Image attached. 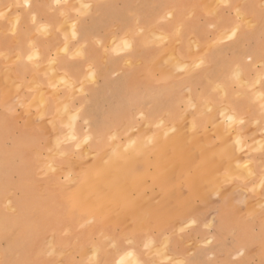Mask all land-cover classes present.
I'll return each mask as SVG.
<instances>
[{"label":"crops","instance_id":"obj_1","mask_svg":"<svg viewBox=\"0 0 264 264\" xmlns=\"http://www.w3.org/2000/svg\"><path fill=\"white\" fill-rule=\"evenodd\" d=\"M16 1L18 0H0V11ZM62 1L58 6L56 0H29L33 5L31 9H26L21 4V7L8 12L7 20H0L1 70L10 66L13 72L10 73L11 76L22 83L21 90L27 98L32 99L38 95L44 98L48 102L45 109L50 114L58 110L60 98L68 99L69 107L73 110L83 105L90 117L89 123L84 125L83 121H76L75 131L79 138L91 136L90 145L95 151H101L110 145L112 139L108 137L115 130L124 141L126 131L131 127L137 126L139 135H145L150 128L160 129L163 119L170 125H191L195 130L203 132L193 138L195 141H226L230 123L221 119L220 111L227 107L236 121L240 118L244 120L242 125L233 121L230 126L232 134L229 136L238 132L243 144L247 145L239 153L234 146L233 157H246L251 160V164L250 171L243 172L238 167L227 166L225 159L224 162L220 159L222 163L219 162L221 164H217L216 168L215 165L210 166L220 175L210 167L207 168V172L210 169L208 173L218 175L217 181L221 180V185L218 183L221 187H217L219 194L204 197L202 203L197 201L196 204L203 206L201 214L195 215L197 224L184 231L171 228L167 233L172 238L168 254L166 253L168 257L151 253V247L144 250L149 235L143 229L131 225L135 228L132 231V227L126 225V219H116L111 213H93V209L89 208L82 210L79 216L65 219L72 230L64 235L62 227L59 228L61 248L85 254L93 246H97L98 260L111 264L120 259L123 253L120 249L125 247L123 237L127 236L134 242L127 245L128 249L134 250L147 264H176L181 260L192 261L193 264H264V185L261 184L264 179V114L261 107L264 104V0ZM82 2L93 5L91 16L80 18L86 21L84 26L77 25L80 43L87 41V58L73 60L71 56L79 45L76 40L73 41L70 27L62 26V23L65 18L70 22L77 20V12L84 11ZM33 13L40 23L50 25L49 33L36 31L37 25L31 23ZM168 13L172 16L167 17ZM17 15L21 21L19 30L13 36L9 29ZM236 24L241 26L237 37L219 43ZM159 32L167 35L168 39L159 38ZM65 36L68 37L67 40L64 39ZM129 39L132 42L130 54L120 55L113 51L118 46L122 47L123 40ZM65 45L69 49L67 54L61 52ZM170 45L175 49L174 53L184 63L187 62L181 67L171 66V73L169 70H161L165 67L160 64L158 69L153 65L154 60H161ZM32 46L38 50L40 58L28 62L26 55L32 51ZM53 58L56 59L54 67L64 72L59 74L66 77L67 83L61 81L53 85L57 81L55 73L54 76L48 73V63ZM200 60L204 63L197 69L195 65ZM153 61L152 69L150 66ZM90 66L96 71L95 83H89L86 79ZM69 68L71 71H68ZM159 69L168 75L161 73ZM236 72H241L239 81L233 79ZM81 82L83 92L80 91ZM217 85H220V89H217ZM225 92L227 98L224 97ZM36 108L34 109L37 110ZM215 127L218 128V133L210 132ZM75 143L77 139L72 145L66 144L64 149L73 154ZM188 170L192 172V169ZM227 174H232L233 178H227ZM217 181H212V184L218 185ZM205 184L204 190L212 189L211 184ZM176 188L175 184H171L168 189ZM155 200L157 206L162 204L157 196ZM173 200L174 198L169 199L171 204ZM188 200L187 204H194L192 198ZM107 204L131 205L133 199L127 197L108 200ZM251 205L253 206L250 207ZM158 220L159 217H155V221ZM123 229H126V236L121 233ZM160 233H164V230L157 228L156 231L149 232L155 240L154 247L160 245ZM169 256L172 260L168 259ZM67 262L96 264L88 256L79 258L78 254L74 259L70 254Z\"/></svg>","mask_w":264,"mask_h":264},{"label":"rangeland","instance_id":"obj_2","mask_svg":"<svg viewBox=\"0 0 264 264\" xmlns=\"http://www.w3.org/2000/svg\"><path fill=\"white\" fill-rule=\"evenodd\" d=\"M63 1H67V0H63ZM68 1H72V0H68ZM79 1L81 2V0ZM23 3H24V0H18L16 1V3L10 4L6 8H4L5 9L4 11L9 12L7 10L9 9L11 5H12L11 10H12L16 7L17 4L21 5ZM84 4L85 3L82 2V5ZM170 14L171 13H168L167 17L170 16ZM63 22L64 23H62V26H64L65 24V26L68 25L71 29V24L73 22L68 21L66 18L64 19ZM159 34L161 35L157 34L158 37L160 38L163 37L162 39H164L165 37V39L166 38L168 39L167 35L163 33H159ZM114 38L116 37L114 36L113 39ZM171 49L172 48H168L166 50L164 54L165 56L163 55L161 57L160 62L166 61L168 65L165 64L166 62L162 63V65L164 66L165 64L166 67H168L170 64H172L173 67H181L180 66L181 62L184 64L183 59H181V57L176 55L173 51L171 52ZM169 57L170 58L173 57L172 59L173 62L170 61ZM179 58L182 60L180 62V65L179 64L175 65V63L177 62L176 60L180 61ZM174 60L176 62H174ZM159 64L161 65V63ZM52 65L54 64L48 63V71L53 69ZM54 69L56 68L54 67ZM6 70L9 72V74L7 73ZM53 70H52V74L55 73V77L56 75H60L59 73H64L61 71H56L57 69L54 71ZM10 73H13V72L11 71V68L9 65L5 66L2 70L0 67V83L1 82L4 83L0 85V264H69L67 262V259L70 256V254L73 259L75 258V255L78 254L79 258H81V256L83 258L85 256H88L91 261H97L99 259V253H98L97 246H93L85 254H79V253L76 254L75 252L72 251L73 249L71 250V249L61 248L59 244V228L62 227L61 229L64 235L71 233V230H72L71 226L69 225V222H67L65 219L68 218L69 216L72 217L74 215L73 217H75V216L80 215L82 210L84 209H88V208L93 209V213H111L114 215V218H117L118 214H124L120 212H122V210H124L125 208L126 210L128 209L129 205H108L107 201L110 199L120 200V199H125L127 197H132L134 208L132 207L133 205H130L129 206V208L131 209L130 211L132 214L137 212L139 215L135 217V220L133 219L134 221L129 220L128 223L131 225H134V222H135V225L143 230L145 229V226H143L145 224L147 228V230L145 229V232H147L149 235L148 236V242H149V240L152 239L149 232H154L156 231L157 228L159 230H164V233L167 234L173 227L177 228L178 230H181L182 228L183 229L187 228L186 225L191 224L192 226V225L197 224L198 222L195 219V215L201 214L202 209H203V206L201 204H196L197 201L199 203H202V199L204 197L212 196V195L215 196V194L216 196L218 195V192L216 193V190L214 191L206 190L209 193L204 190L206 192V195L202 197L200 193L198 194L197 192L193 191V185L191 183L184 182V179H182V177H184L183 175L182 176L179 175L181 174L179 169H182V168L186 169L188 167L187 163L190 164L188 160H190L192 164L194 162V164L199 166L198 162L201 161L200 159L201 157H197V156L198 154L199 156L202 155V153H200L202 152L201 149L200 150L197 149L198 154L195 151H191V154L193 153L195 154V158L193 157L194 154L192 155V158H191L193 159V162L191 159H189L190 158L189 156H191V154L188 155L189 153L188 154L184 153L185 159L181 157V162H180V157L178 156V153H175L177 156L175 154L174 156L175 158L176 157H179V158H176V159L173 158L172 160H170V158L168 157V153L169 152L171 153V151L169 152L168 150L165 151L166 149L162 152L163 154L162 156L163 165L162 166L159 164L161 161V158L157 157L153 152H145V153L138 152L136 157H131V159H134L133 160L135 162L134 166L133 165L125 166L122 164H118V162L117 164L105 162L108 160V158L103 157L101 155V152L104 149L101 151L93 150L90 145L91 139L86 144L81 143L83 138L78 137L75 131V125H74V129L72 127H69V125L72 123V121L70 120L71 115L73 114L75 110L69 107L68 99L67 100L59 99L58 110L56 111V113L50 114L45 109V105H46L45 99L42 98L41 96L39 97V95L32 99L27 98V96L24 95V93L21 90L22 89L21 82H19L16 77L11 76ZM48 73H51V71H49ZM61 76H59L58 78H60ZM58 78H57V81L53 84L54 86L56 83L61 82V80H59ZM16 83L18 84L20 83V86ZM10 84L12 86H10ZM15 90L16 91L18 90L17 91L18 94L16 93ZM70 97H72V95ZM41 102L42 104H45L43 105V108L45 110H43V108L41 107L42 105ZM61 103L67 105V109H68L67 111L64 110L65 106H63V104ZM34 107L35 108L37 107L36 108L37 110H35ZM70 109L71 111L69 112ZM223 109L225 112L228 109L227 107H223L220 111V116L222 115L221 119L224 122L229 121L230 123L226 131V133H228L229 130L231 132L232 127L230 126L233 123V121H230L228 119L227 115L230 113L229 110L228 112L224 113ZM230 114L233 115V113H230ZM147 123H150V122L148 121ZM160 123H161V127L160 129H158V131L163 130L164 133L165 131H167L168 133L170 132L175 133V131L183 130L181 134H178V136H176V138L174 137L175 140L173 142L174 149L175 148H176L175 150L181 149L182 152L183 151L185 152L186 148L188 149L190 148V146L188 147L190 142H192L193 144L196 143V141L193 140V138L203 133L199 130H196L197 132L196 131L194 132L195 128L191 125L187 127L174 126V125L168 124L166 121H164V119ZM147 128L149 127L147 126ZM186 128L188 131L186 130ZM71 129H72V132H71ZM214 129H212L211 131H213V133H218L217 131L218 128L215 127ZM137 130H139L137 126L131 127L130 129H128L126 131V136H125L124 141L120 139L119 135L117 136L118 134L117 130L113 131L112 135L115 134L116 139H118V141H120L122 145H128L129 143H131L130 141H127L128 135L138 137L139 131ZM184 130H186V134ZM152 132H153V128H150L147 131V134L143 136L141 135V136L143 137V139H145L147 135ZM71 133L74 134L77 138V143H75V146H74L75 151H73V154H69L64 149L65 148L64 146H66V144H71L74 141L72 139H69V137H71L72 135ZM235 133H234L235 135L233 134L235 138H233V135H232L231 140H233L234 142L233 141L230 142L231 143L230 146L232 147L230 148L233 150L234 149L233 143H236V145L234 144V146L236 147V150L241 151L242 149L243 151V148L247 147V145L243 144L242 141L240 143L241 135H239L238 132H235ZM182 134H185L186 136ZM228 134H226L227 141H224V140L220 142L219 141H204L203 144L205 143L207 147L206 145L202 147L203 148L206 147V149L210 148L211 153L213 152L212 146L215 147V149L218 150L216 151V154L218 155L215 158H219V151L220 152L225 151L223 152V155L225 154V156L227 157L226 159H228V160L225 159L227 166L228 165L229 166L233 165L235 167L240 166L239 168L244 169L245 171H250L249 167L251 164V160L247 159L246 157H243V158L236 157L235 158L233 157V151L227 148L229 145L228 142L231 141ZM168 135L169 134H166L165 136H168ZM176 135H177V132H176ZM57 137H59L61 141H64L63 143L60 144L58 148L56 146ZM187 137H188V140H187ZM237 140H239V143L236 142ZM183 141H185L186 143ZM198 142L199 141H197V143ZM218 142L220 145L224 143L223 147L225 145L227 147L225 146L224 148H222L221 147L222 145H221L218 148V146H215V144H218ZM152 143L150 145H152ZM192 143H190V145ZM77 144H79L78 148L76 146ZM111 144L112 142L110 143V145ZM116 144L118 143L115 142L113 145L115 146ZM168 144H169V141H168ZM180 144L181 146H179ZM199 144L200 143H198V146L201 145ZM194 146L195 144L193 145L192 150L193 148L195 149L200 148V147H197V146L194 147ZM130 149L132 150V148ZM190 150L191 148L188 151ZM229 151H232L231 154ZM128 154L129 153H126V156ZM186 156H188V158H186ZM228 156L230 157L228 158ZM119 158L122 159V158H125V156L116 157V160L114 161H119L120 160ZM237 158L238 159L240 158L239 161L237 160L238 162L236 161ZM182 159H184L185 162ZM231 160L233 163L231 162ZM101 161H103V165ZM176 163H179V164L177 165ZM185 163L187 164L186 166H185ZM213 163H215V161ZM217 163H219L218 160H217ZM192 164H190V166ZM194 164L192 165V167L189 166V168L187 169L194 170L195 168V170H197V166L195 167ZM245 164L248 165L247 168L243 167V165ZM48 165H51V167H49ZM168 167L169 168L171 167L172 169H169ZM200 168L201 167H199L198 170H200ZM52 169H55V170L53 171ZM173 170L178 171L177 172L178 174L176 173V176L178 175L176 180H175V177L173 178V174H172V173H175L176 171L173 172ZM167 171H170L171 173ZM209 174H206L207 177ZM88 175L90 176V178ZM230 175L231 174H227V178L230 177ZM179 176L181 178H179ZM99 177H100L101 182L98 181ZM217 177H218L217 174L216 175L210 174L209 179L207 180V183L212 185V181H216ZM136 178L138 179L137 184L138 185L141 184L142 189L141 188L138 189L137 186L132 185V182H133L132 180H136ZM171 184H175L177 188L168 189V187ZM154 187H157V189L155 190ZM138 190L139 191L141 190L142 193L138 192ZM141 194H146L147 198L148 196L150 197L152 196L151 198L154 197L153 198L154 200L149 198L148 200H153V201L151 203L149 201L146 204V207H148L147 205H149V203L152 206V208L150 205H149L150 207H148L150 210L149 213L146 211L149 216L145 214L146 212L144 211L143 208L138 209L140 205H142L144 202L146 203L145 199L147 200V198L144 199L143 196L141 197ZM186 194L187 195L189 194L190 196L189 199L192 198L194 200V204L192 203L187 204L188 199H187ZM138 196L141 197L140 199L142 201L144 199V202H142L141 204H140V200H138ZM156 196L158 199H161L162 201L161 205L157 206L155 204L154 201H155ZM179 196H181L182 200H180L181 198H179ZM99 197L102 199V201ZM177 197H178V200H177ZM170 198L171 199L174 198L173 202L178 201L180 205H178L177 207L176 204H173V205L171 204L172 205L171 207V205L167 204ZM145 203L143 204V207ZM173 207L174 208L176 207L174 209V212H173V209H171ZM135 208H136V212L133 211ZM168 210H170L169 212L171 214L168 212ZM155 211H158L157 212L158 214ZM166 212H168L170 215L169 214L166 215L167 214ZM132 214H129V216H132ZM156 215L159 217V219L160 217H162L164 220L155 221V217L157 218ZM122 216L124 217V215ZM126 216H127L125 217L126 219L130 218V217L128 218V215ZM144 216L145 217L147 216L148 218L147 220L145 218L144 221H142V218H144ZM123 217L118 218V219H124ZM165 217L168 218L169 221L170 220L171 221L169 222ZM136 218H138L139 222H137L138 220L136 221ZM148 219L150 221L149 226H147V224L145 223V220L148 223ZM175 219L177 220V222ZM165 220L166 222H164ZM193 221L194 223H192ZM177 224L179 225L177 226ZM3 229L5 230L3 231ZM52 243L55 247L52 245ZM94 247L97 248V251ZM159 248H160V245L157 247H154V244H153L151 246V253H156ZM130 251L135 252L132 249ZM122 255L123 253L121 254V256ZM164 257H167V256L165 255ZM129 258H127V264H133L135 260L131 258L133 260L132 261ZM130 261L132 263H130ZM151 264H158V263L151 262Z\"/></svg>","mask_w":264,"mask_h":264},{"label":"bare ground","instance_id":"obj_3","mask_svg":"<svg viewBox=\"0 0 264 264\" xmlns=\"http://www.w3.org/2000/svg\"><path fill=\"white\" fill-rule=\"evenodd\" d=\"M43 1V0H42ZM68 1V0H67ZM79 1V0H78ZM78 1H77V3H78ZM85 1V0H84ZM63 2V1H62ZM71 2V1H70ZM208 2V1H207ZM211 2V1H210ZM218 2V1H217ZM77 3H75V5L77 4ZM2 4V3H1ZM9 4V3H8ZM71 4V3H70ZM69 4V5H70ZM88 4H90V3H88ZM193 4V3H192ZM208 4H209V2H208ZM79 5V4H78ZM80 5H81V3H80ZM210 5V4H209ZM214 5H216L215 3H214ZM12 6V5H11ZM212 8V7H211ZM214 8V7H213ZM24 9V8H23ZM208 9V8H207ZM214 10H215V8H214ZM8 11V10H7ZM73 11V10H72ZM62 14V13H61ZM68 14V13H67ZM184 15V14H183ZM170 16H172L171 14H170ZM243 17V16H242ZM77 19V18H76ZM248 19V18H247ZM247 19H245V20H247ZM21 21V20H20ZM50 21V20H49ZM111 21V20H110ZM48 24V23H47ZM67 24V23H66ZM65 25V24H64ZM132 25V24H131ZM251 25H253V24H250V26ZM103 26V25H102ZM125 27V26H124ZM149 28V27H148ZM147 28V29H148ZM2 29V28H1ZM101 28H99V30H100ZM19 30V29H18ZM142 31V30H141ZM154 31H156V30H154ZM153 31V32H154ZM116 32V31H115ZM49 33V32H48ZM155 33V32H154ZM154 33H151V34H153L154 35ZM160 33V32H159ZM158 34V33H157ZM153 35H151L152 37H153ZM158 35H161V34H158ZM137 36V35H136ZM50 37V36H49ZM160 38V37H159ZM163 38V37H162ZM83 39V38H82ZM115 39V38H114ZM164 39H165V37H164ZM167 39V38H166ZM23 40V39H22ZM38 40V39H37ZM163 40V39H162ZM74 41V40H73ZM101 42V41H100ZM129 42H130V39H129ZM134 42V41H133ZM197 42V41H196ZM132 43V42H131ZM143 43V42H142ZM192 43H194L193 41H192ZM198 43V42H197ZM19 44V43H18ZM100 44V43H99ZM195 44V46L197 45L196 43H194ZM43 45V44H42ZM1 46V45H0ZM170 48H171V45L169 46ZM174 47V46H173ZM197 47V46H196ZM195 47V48H196ZM200 47V46H199ZM175 48H176V46H175ZM39 49V48H38ZM40 50V49H39ZM94 50V49H93ZM175 50V49H174ZM174 50H172L171 49V52L173 51L174 52ZM194 50H196V49H194ZM141 51H142V49H141ZM146 51V50H145ZM5 52V51H4ZM41 52V51H40ZM62 52V51H61ZM151 53V52H150ZM92 54V53H91ZM14 56V55H13ZM96 56H97V54H96ZM165 56V55H164ZM19 57V56H18ZM46 57V56H45ZM118 57V56H117ZM136 57V56H135ZM197 57V56H196ZM68 58V57H67ZM102 58V57H101ZM177 58V57H176ZM115 59H116V57H115ZM118 59V58H117ZM116 59V60H117ZM145 59V58H144ZM169 59H170V61H172V59H173V57L172 58H170L169 57ZM168 59V60H169ZM180 59V58H179ZM56 60V59H55ZM8 61H10V59L8 60ZM137 61V60H136ZM154 61H155V63H154ZM153 62H151V68L152 67H154L155 65H156V68L158 69V68H160V66L162 65V63L163 62H166V61H163V62H160L161 60H159V59H156V60H154ZM177 61V62H176ZM174 60V62H176L175 63V65L176 64H179L180 65V62L182 61L181 59H180V61H178V60ZM56 62V61H55ZM54 62V63H55ZM83 62V61H82ZM129 62H131V61H129ZM173 62V61H172ZM179 62V63H178ZM16 63V62H15ZM54 63H52V64H54ZM58 63V62H57ZM150 63V62H149ZM152 63H154L153 65H152ZM159 63H161V65L159 66ZM97 64V63H96ZM130 64V63H129ZM165 64H167L168 65V63L166 62ZM165 64H164V67L165 68H167L166 70H165V68H162L161 70H164V71H166L167 72V70H169V72L171 73V71L170 70H173V67L170 69V67L169 66H172V64H170L168 67H166L165 66ZM184 64H187V62L186 63H184ZM182 62H181V65L180 66H182V65H184ZM72 65V64H71ZM107 65V64H106ZM157 65L159 66V67H157ZM178 65V66H179ZM53 66V69H54V65H52ZM111 66V65H110ZM163 66V65H162ZM91 67V66H90ZM116 67V66H115ZM186 67V66H185ZM34 68V67H33ZM41 68V67H40ZM52 68V67H51ZM50 68V69H51ZM52 69V70H53ZM64 69V68H63ZM153 69V68H152ZM175 69V68H174ZM182 69H184V68H182ZM52 70H49V71H51V73H52ZM54 70H56V69H54ZM53 70V71H54ZM154 70H155V68H154ZM160 70V69H159ZM160 70V72L161 73H163L164 71H161ZM178 70V69H177ZM180 70V69H179ZM188 70V69H187ZM7 71V70H6ZM32 71V70H31ZM48 71V72H49ZM56 71H58V70H56ZM156 72V71H155ZM159 72V71H158ZM166 72H164V73H166ZM176 72V71H175ZM174 72V73H175ZM179 72H181V71H179ZM6 73V72H5ZM7 73L9 74V72L7 71ZM58 73V72H57ZM12 74V73H11ZM10 74V75H11ZM37 74V73H36ZM167 74V73H166ZM165 74V75H166ZM181 74V73H180ZM240 74H241V72H240ZM51 75H53L54 76V74H51ZM62 74H60V75H56V77L58 78L59 76H61ZM168 75V74H167ZM7 76V75H6ZM9 76V75H8ZM52 76V77H53ZM62 77V78H61ZM60 78H58L59 80H61V81H64L66 78H65V76L63 77V75L61 76ZM244 77V76H243ZM64 78V79H63ZM8 79V78H7ZM63 79V80H62ZM9 80V79H8ZM56 80V79H55ZM67 80V79H66ZM77 80V79H76ZM16 81V80H15ZM69 81H72V80H68V82ZM258 81H259V79H258ZM5 82V81H4ZM28 82V81H27ZM36 83V82H35ZM245 83H246V81H245ZM249 82L247 81V84H248ZM2 84H4V83H0V85H2ZM6 84V83H5ZM14 84V83H13ZM16 84H18V83H16ZM22 84V83H21ZM34 84V83H33ZM32 84V85H33ZM69 84V83H68ZM19 86H20V83L18 84ZM58 85V84H57ZM78 85V84H77ZM245 85V84H244ZM10 86H12L11 84H10ZM29 86V85H28ZM36 86L37 85H35V88H36ZM38 86H40V85H38ZM141 86V85H140ZM2 87H4V86H2ZM6 87V86H5ZM34 87V86H33ZM68 87V86H67ZM12 88V87H11ZM20 89V88H19ZM93 89V88H92ZM130 89V88H129ZM220 89V88H219ZM260 89V88H259ZM47 90V89H46ZM50 90V89H49ZM16 91V90H15ZM18 91V90H17ZM17 91H16V93H17ZM225 91V90H224ZM188 92H189V90H188ZM18 94V93H17ZM40 94V93H39ZM29 95V94H28ZM40 95H43V94H40ZM191 94H189V96H190ZM40 97V96H39ZM44 97V96H43ZM260 97H261V95H260ZM263 97V96H262ZM61 99V98H60ZM76 99V98H75ZM28 100V99H27ZM41 100V99H40ZM46 101V100H45ZM44 101V102H45ZM43 102V103H44ZM47 102V101H46ZM48 103V102H47ZM59 103V102H58ZM69 103V102H68ZM41 104H42V102H41ZM61 104H63V103H61ZM28 105V104H27ZM43 105H45V104H42L41 105V107L43 108ZM53 105V104H52ZM69 105V104H68ZM25 106V105H24ZM48 106V105H47ZM63 106H66L65 104H63ZM142 106V105H141ZM227 106V105H226ZM35 108V107H34ZM69 108V107H68ZM220 108V107H219ZM222 108V107H221ZM26 109V108H25ZM210 109V108H209ZM228 109V108H227ZM43 110H45L44 108H43ZM43 110H42V112H43ZM208 110V109H207ZM229 110V109H228ZM228 110L226 111V112H228ZM71 111V109L69 110V112ZM223 111H224V109H223ZM172 112V111H171ZM225 111H224V113H226ZM230 112V111H229ZM35 113V112H34ZM155 113V112H154ZM223 113V112H222ZM221 113V114H222ZM223 113V114H224ZM32 114V113H31ZM69 114V113H68ZM46 115V114H45ZM232 116V117H234L232 114H228L227 116L229 117V116ZM69 116V115H68ZM191 116V115H190ZM220 117H222V115L220 116ZM31 118V117H30ZM44 118V117H43ZM69 119V118H68ZM198 119H200V118H198ZM197 119V120H198ZM214 119V118H213ZM212 118H210V120H213ZM71 120V119H70ZM34 121H36V120H34ZM62 121V120H61ZM191 122V121H190ZM221 122V121H220ZM50 124V123H49ZM84 124V123H83ZM198 124V123H197ZM219 124V123H218ZM223 123H221V125H222ZM173 125V124H172ZM216 125V124H215ZM220 125V124H219ZM232 126V125H231ZM237 126V125H236ZM48 127V126H47ZM222 127V126H221ZM175 128V127H174ZM234 128V127H233ZM181 129V128H180ZM222 129V128H221ZM248 129V128H247ZM186 130H187V128H186ZM186 130H184L185 131V134H186ZM190 130V129H189ZM214 130H216V129H214ZM138 131V130H137ZM136 131V132H137ZM183 130H178V131H175V133H174V135H173V133H168L167 131H165V133L163 132V130H160V131H158V130H153V132L152 133H150V134H148L147 135V137L145 138V139H143V135L141 136V135H138V137H134V136H132V135H128V137H127V141H130L131 143H129L128 145H122V143H120V141H118V139H112V144L111 145H109L108 147H106L102 152H101V155L103 156V157H107L108 158V160L107 161H105V162H110V163H116L117 164V162H118V164H122V165H125V166H131V165H133L134 166V159H131V157H136L137 156V154H138V152H141V153H145V152H153L157 157H160L161 158V161H160V165L162 166L163 165V158H162V156H163V154H162V152L165 150V151H167L168 150V152L169 151H171V153L169 154L168 153V157L170 158V160H172L173 158H175V156H174V154L175 153H178V156L180 157V162H181V157H185V154H188V155H190L191 154V151H195L196 153L198 152V150H200L201 149V151L202 152H200V153H202V155L201 156H199V154H198V156L197 157H201L200 159H201V161L200 162H198V165L199 166H197L196 164H194V162H193V159H191L192 158V155L194 154H191V156H189L190 158L189 159H191L192 160V162H193V164L195 165V167L197 166V170H195V168H194V170H192V172L191 171H189L187 168H189V166H190V164H192L191 163V161L190 160H188V162H190V164L189 163H185V166L187 165L188 167L185 169V168H182V169H179V171H180V173L181 174H179L180 176H184V177H182V179H184V182L185 183H191L192 185H193V191L194 192H197L198 194L200 193L201 195H202V197H204L205 195H206V192H208V191H210V190H208V191H204V188L206 187V184L205 183H207V180L209 179V176H210V174L208 173V172H210V169H209V171L207 172V168L208 167H213L214 165H215V168H216V164H221L222 163V161L224 160V159H226L227 157L225 156V154L223 155V152H225V151H223V152H220L219 151V153H220V155H219V158H215V157H217V155L218 154H216V151H218V150H216L215 149V147H213L212 146V148H213V152L211 153V151H210V148L209 149H206V147H207V145L204 143L203 144V142H201L203 139H202V137L200 136V138L202 139V140H199V142L198 143H200L199 145L200 146H198V143H197V141H196V143H194L195 144V146L194 147H200V148H193V150H192V147H193V143L192 142H190V143H192L191 145H190V143H189V145H188V147L190 146V148H191V150L190 151H188L189 149L188 148H186V150H185V152L183 151L182 152V150L180 149V150H175L174 149V146H173V142H174V137L176 138V136H178V134H181V132H182ZM188 131V130H187ZM191 131H193V130H191ZM196 130H194V132H195ZM218 131V130H217ZM27 132V131H26ZM57 132V131H56ZM71 132H72V129H71ZM75 132V131H74ZM176 132H177V135H176ZM197 132V131H196ZM205 132V131H204ZM210 132H212L213 133V131H210ZM215 132V131H214ZM229 132H230V130H229ZM228 132V133H229ZM232 132V131H231ZM226 133V134H228V136L230 135V134H232V133ZM234 132V131H233ZM138 133V132H137ZM206 133V132H205ZM247 133V132H246ZM251 133V132H250ZM72 134V133H71ZM166 134H169L168 136H165ZM185 134H182V135H185ZM224 134V133H223ZM236 134V133H235ZM234 134V135H235ZM239 135H240V133H238ZM55 135V134H54ZM70 135V134H69ZM72 135H74V134H72ZM71 135V136H72ZM115 135V134H114ZM135 135V134H134ZM219 135H220V133H219ZM234 135H233V138H235L234 137ZM82 136V135H81ZM105 136V135H104ZM117 136H118V134H117ZM136 136V135H135ZM186 136V135H185ZM225 136V135H224ZM229 137H232V136H229ZM241 137V136H240ZM239 137V138H240ZM55 138V137H54ZM109 138V137H108ZM136 138V139H135ZM179 138V137H178ZM177 138V139H178ZM181 138H183V137H181ZM226 138V137H225ZM247 138V137H246ZM260 138V137H259ZM103 139H104V137H103ZM176 139V140H177ZM223 139V138H222ZM261 139V138H260ZM185 140V139H184ZM207 140V139H206ZM209 140H210V138H209ZM231 140V139H230ZM258 140V139H257ZM107 141V140H106ZM168 141H169V144H168ZM181 141V140H180ZM193 141V140H192ZM225 141V140H224ZM227 141V140H226ZM233 140H231V141H229L228 142V147L227 148H229V149H231L232 147L230 146L231 145V143L230 142H232ZM244 141H246V140H244ZM248 141V140H247ZM261 141H262V139H261ZM53 142V141H52ZM104 142H105V140H104ZM118 143V144H116L115 146L113 145L114 143ZM122 142V141H121ZM152 142H154V143H156V144H154V143H152V145H150ZM166 142V143H165ZM183 142H185V141H183ZM234 142V141H233ZM258 142H260L259 140H258ZM186 143V142H185ZM184 143V144H185ZM217 143V142H216ZM240 143H241V140H240ZM53 144V143H52ZM103 144V143H102ZM110 144V143H109ZM188 144V143H187ZM197 144V145H196ZM203 144V145H202ZM213 144H214V142H213ZM234 144L236 145V143H233V147H234ZM107 145V144H106ZM176 145V144H175ZM204 145H206V147L205 148H203L202 146H204ZM212 145V144H211ZM222 145V146H221ZM219 144V142H218V144H215V146H218V148L221 146L222 148H224L223 147V145H224V143H222V144ZM259 145H261V147H262V144H260L259 143ZM264 145V144H263ZM85 146V145H84ZM179 146H181V144L179 145ZM178 146V147H179ZM185 146V145H184ZM239 146V145H238ZM257 146H258V144H257ZM52 147H54V146H52ZM99 147H100V145H99ZM105 147V146H104ZM202 147V148H201ZM231 147V148H230ZM58 148V147H57ZM130 148H132V150L130 149ZM183 149V148H182ZM185 149V148H184ZM198 149V150H197ZM244 149V148H243ZM175 150V151H174ZM228 150V149H227ZM232 150V149H231ZM233 151V150H232ZM232 151H229L230 152V154H231V152ZM235 151V150H234ZM239 152H241L242 151V149H241V151L240 150H238ZM174 152V153H173ZM236 152V151H235ZM238 152V153H239ZM126 153H129L127 156H126ZM185 153V154H184ZM216 155H215V154ZM222 153V154H221ZM228 153V152H227ZM237 153V152H236ZM214 154V155H213ZM229 154V155H230ZM171 155V156H170ZM173 155V156H172ZM176 155V154H175ZM221 155H223V156H225V158L223 157V156H221ZM228 155V154H227ZM234 155H235V153H234ZM238 155V154H237ZM119 156H121V157H123V156H125V158H122V159H120L119 161H114V160H116V157H119ZM177 156V155H176ZM221 156V157H220ZM232 156V155H231ZM179 157H176V158H179ZM194 158H195V154H194V156H193ZM223 157V158H222ZM230 156H228V158H229ZM30 158V157H29ZM46 158V157H45ZM90 158V157H89ZM175 158V159H176ZM186 158H188V156H186ZM213 158H215V159H213ZM112 159V160H111ZM174 159V160H175ZM185 159V158H184ZM184 159H182V160H184ZM222 161H221V160ZM234 159V158H233ZM240 159V158H239ZM239 159L237 158L236 159V161L238 160L239 161ZM195 160V159H194ZM199 160V159H198ZM197 160V161H198ZM215 161V163H213L214 161ZM217 160L219 161V162H221V163H217ZM226 160H228V159H226ZM226 160H224L225 162H226ZM223 161V162H224ZM237 161V162H238ZM102 162V165H103V161H101ZM155 162H156V160H155ZM168 162V161H167ZM184 162H185V160H184ZM187 162V161H186ZM231 162H232V160H231ZM162 163V164H161ZM233 163V162H232ZM166 164V163H165ZM177 165L179 164V163H176ZM181 164V163H180ZM192 164V165H193ZM211 164H213V165H211ZM227 164V163H226ZM229 164V163H228ZM101 165V164H100ZM182 165V164H181ZM184 165V164H183ZM192 165L190 166V167H192ZM223 165H225L224 163H223ZM223 165H222V167H223ZM137 166V165H136ZM233 166V165H232ZM39 167V166H38ZM181 167H183V166H181ZM194 167V166H193ZM199 167H201L200 168V170H198V168ZM210 167V168H211ZM233 167H235V166H233ZM240 167V166H239ZM238 167V168H239ZM169 168V167H168ZM169 169H172L171 167L169 168ZM212 169V168H211ZM219 169V168H218ZM217 169V170H218ZM232 169V167L230 168V170ZM234 169V168H233ZM241 169V168H240ZM60 170V169H59ZM96 170H98V169H96ZM116 170V169H115ZM191 170V169H190ZM212 170H215V169H212ZM220 170V169H219ZM222 170V169H221ZM220 170V171H221ZM235 170V169H234ZM243 170V172H244V169H242ZM176 171V170H175ZM174 170H173V172H175ZM219 171V172H220ZM105 172V171H104ZM108 172V171H107ZM110 172V171H109ZM167 172H170V171H167ZM178 171H176L175 173H172L173 174V178L175 177V180L177 179V177H178V175L176 176V173H177ZM213 172H216L217 174H219L216 170L215 171H213ZM212 172V174H215V173H213ZM66 173V172H65ZM85 173V172H84ZM171 173V172H170ZM111 174H112V172H111ZM110 174V175H111ZM154 174V173H153ZM175 174V175H174ZM178 174V173H177ZM206 174H209L208 175V177H207V175ZM234 174V173H233ZM246 174V173H245ZM216 175V174H215ZM220 175V174H219ZM222 175H224V174H222ZM232 175V174H231ZM230 175V177L232 178L233 177V175L231 176ZM83 176V175H82ZM89 176V175H88ZM179 176V178H181ZM213 176V175H212ZM229 176V175H228ZM249 176H252V175H249ZM86 177V176H85ZM101 177V176H100ZM100 177L97 179L98 181H100L101 182V180H100ZM104 177V176H103ZM154 177H155V175H154ZM157 177V176H156ZM227 177V176H226ZM264 177V176H263ZM89 178H90V176H89ZM139 178V177H138ZM171 178V177H170ZM83 179V178H82ZM220 179V178H219ZM80 180V179H79ZM104 180V179H103ZM132 180V179H131ZM227 180V179H226ZM133 182H132V185L133 186H137V188L138 189H140L141 188V184H137V182H138V179L136 178V180H132ZM146 181V180H145ZM174 181V180H173ZM210 181V180H209ZM217 181V180H216ZM223 181V180H222ZM229 181V180H228ZM79 182V181H78ZM181 182V181H180ZM179 182V183H180ZM213 182H215V181H213ZM220 182H221V180L220 181H217V183L216 184H220ZM177 183H178V181H177ZM184 183V184H185ZM79 184V183H78ZM175 184H176V182H175ZM215 185L214 183L212 184V191H214V189L216 190V193L218 192L217 191V187L218 186H220V185ZM99 185V184H98ZM216 187H215V186ZM215 187V188H214ZM221 187V186H220ZM241 187H242V185H241ZM169 188V187H168ZM188 188V187H187ZM49 189V188H48ZM142 189V188H141ZM219 189V188H218ZM229 190V189H228ZM98 191V190H97ZM111 191H113V190H111ZM117 191V190H116ZM170 191V190H169ZM247 191V190H246ZM138 192H140V193H142L141 192V190L139 191L138 190ZM159 192V191H158ZM186 192V191H185ZM232 192V191H231ZM258 192V191H257ZM53 193V192H52ZM56 193V192H55ZM161 193V192H160ZM164 193V192H163ZM209 193V192H208ZM212 193V192H211ZM226 193V192H225ZM219 194V193H218ZM131 195V194H130ZM140 195V194H139ZM181 195H182V193H181ZM187 195V194H186ZM197 195V194H196ZM195 195V196H196ZM82 196V195H81ZM143 196V198L145 199V198H147L146 197V194H141V197ZM148 196V195H147ZM175 196V195H174ZM213 196V195H212ZM215 196H216V194H215ZM141 197H139L138 196V200H140V204L142 203V202H144V199H143V201L140 199ZM152 197V196H151ZM150 196H148V198H147V200L145 199V201H146V203H145V205H144V207L146 208H144L143 207V204L142 205H140L139 206V208L138 209H140V208H143L144 209V211L146 212H148L149 213V208L148 207H150L151 205H150V203L154 200L153 198H151ZM81 198V197H80ZM100 198V197H99ZM108 198V197H107ZM111 198V197H110ZM153 199V200H148V199ZM179 198H181V196H179ZM190 198V196H189V194L187 195V199H189ZM198 198V197H197ZM101 199V198H100ZM171 199V198H170ZM173 199V198H172ZM186 199V198H185ZM196 199V198H195ZM71 200V199H70ZM106 200V199H105ZM110 200H112V199H110ZM114 200V199H113ZM177 200H178V197H177ZM180 200H182V198L180 199ZM234 200V199H233ZM245 200V199H244ZM78 201V200H77ZM86 201H87V199H86ZM96 201V200H95ZM101 201H102V199H101ZM136 201V200H135ZM150 201V203H149V205H147L148 207H146V204L148 203ZM174 201V200H173ZM172 201V202H173ZM189 201V200H188ZM251 201V200H250ZM262 201V199H260V201L259 202H261ZM70 202V201H69ZM128 202V201H127ZM154 202H156V200L154 201ZM176 202H178V201H176ZM176 202H173V204L174 203H176ZM214 202V201H213ZM252 202V201H251ZM259 202H256V203H259ZM185 203V202H184ZM253 203V202H252ZM68 204V203H67ZM169 205H171V201H169V203H168ZM172 204V205H173ZM262 204H264V203H262ZM107 205V204H106ZM115 205H117V204H115ZM128 205V204H127ZM131 205H133L132 207L134 208V204H131ZM172 205H171V207H172ZM177 205V207H178V205H180V203L178 202V204H176ZM175 205V206H176ZM237 205V204H236ZM70 206H72V205H70ZM130 206V205H129ZM129 206H128V209L126 210V208L124 209V210H122V212H120V213H124V214H118V217L116 218V219H118V218H122L123 216L122 215H124V221H125V217H127L126 215H128V218L130 217V218H132V217H134V218H132V219H126V221H127V223L129 222L128 220H131V221H134L135 220V217H137V215H139L137 212H136V208L133 210L134 212H136V213H131V209L129 208ZM253 205H251L250 207H252ZM255 206V205H254ZM127 207V206H126ZM237 207V206H236ZM243 207V206H242ZM257 207V206H256ZM255 207V208H256ZM118 208V207H117ZM132 208V209H133ZM151 208H152V206H151ZM176 208V207H175ZM174 207L173 208H171V209H173V212H174V209H175ZM246 208V207H245ZM257 208H259V207H257ZM81 209V208H80ZM105 209V208H104ZM148 209V210H147ZM76 210V209H75ZM190 210V209H189ZM192 210V209H191ZM253 209L251 208V210L250 211H252ZM80 211V210H79ZM124 211V212H123ZM140 211V210H139ZM166 211V210H165ZM170 210H168V212H169ZM177 211V210H176ZM247 211H248V208H247ZM74 212V211H73ZM103 212H104V210H103ZM126 212H127V214H126ZM147 212L145 213L147 216H149L148 214H147ZM156 213L158 212V211H155ZM168 212H166L167 214L166 215H168L169 213ZM189 212V211H188ZM68 213V212H67ZM186 213V212H185ZM252 213V212H251ZM129 214H132V216H129ZM135 214V215H134ZM158 214V213H157ZM171 214V213H170ZM169 214V215H170ZM189 214V213H188ZM68 215V214H67ZM173 215V214H172ZM248 215V214H247ZM250 215V214H249ZM74 216V215H73ZM72 216V217H73ZM79 216V215H78ZM96 216V215H95ZM145 217L144 216V218H142V221H144V219L146 218V220H147V218L148 217ZM157 216V215H156ZM70 217V216H69ZM99 217V216H98ZM166 217H168V216H166ZM165 217V218H166ZM178 218V217H177ZM61 219V218H60ZM134 219V220H133ZM167 220H168V218H166ZM173 219V218H172ZM94 220V219H93ZM138 220V218H136V221ZM146 220H145V223L147 224V226H149L150 225V221H149V219H148V223L146 222ZM162 220H164L162 217H160V219H159V221H162ZM176 220V219H175ZM46 221V220H45ZM44 221V222H45ZM114 221V220H113ZM116 221H118V220H116ZM123 221V222H124ZM141 221V222H142ZM169 221V220H168ZM171 221V220H170ZM169 221V222H170ZM137 222H139V220L137 221ZM164 222H166V220L164 221ZM176 222H177V220H176ZM59 223V222H58ZM126 222H124V224H125ZM127 223H126V225H127ZM144 223V222H143ZM132 224H133V222H132ZM157 224V223H156ZM163 224V223H162ZM167 224V223H166ZM60 225V224H59ZM104 225V224H103ZM126 225H124V226H126ZM134 225H135V222H134ZM143 225V224H142ZM179 224H177V226H178ZM128 226H130V227H132L131 226V224H129L128 223ZM127 226V227H128ZM143 226H145V229L147 230V228H146V225L144 224ZM163 226V225H162ZM85 227V226H84ZM121 227V226H120ZM126 227V228H127ZM129 227V228H130ZM134 227V226H133ZM131 228L132 229V231H134L135 230V228ZM161 227V226H160ZM188 228V227H187ZM98 229V228H97ZM134 229V230H133ZM145 229H144V231H145ZM5 229H3V231H4ZM126 229H123L122 231H121V233H126V231H125ZM125 231V232H124ZM141 230H139V232H140ZM149 231V230H148ZM162 231V230H161ZM43 232V231H42ZM75 232V231H74ZM129 232H130V230H129ZM137 232V231H136ZM115 233V232H114ZM107 234V233H106ZM124 234H122V235H124ZM102 236V235H101ZM124 236H126V234L124 235ZM52 237H54V236H52ZM96 239V238H95ZM45 240V239H44ZM43 240V241H44ZM52 240V239H51ZM50 240V241H51ZM150 240H152V239H150ZM90 241V240H89ZM135 241V240H134ZM58 242V241H57ZM43 243V242H42ZM51 243V242H50ZM134 243V242H133ZM52 245H53V243H52ZM54 246V245H53ZM44 247V246H43ZM55 247V246H54ZM124 247V246H123ZM155 247H157V246H155ZM95 248V247H94ZM52 249H53V247H52ZM96 249V251H97V248H95ZM155 249V248H154ZM61 250V249H60ZM96 251H95V253H96ZM37 252V251H36ZM50 252H52V251H50ZM59 252H61V251H59ZM135 253V252H134ZM53 254V253H52ZM98 254V253H97ZM168 254V253H167ZM162 255H164V254H162ZM166 255V254H165ZM171 257H172V255H170ZM169 256V257H170ZM175 256V255H174ZM45 257V256H44ZM82 257V256H81ZM138 257V258H137ZM168 257V256H167ZM171 257L170 258H168V259H171ZM96 258V257H95ZM129 258V257H128ZM131 258H133L134 260H136V259H140L139 258V256L135 253V255L134 256H132V257H130L129 259H131ZM34 259V258H33ZM97 259V258H96ZM94 260V259H93ZM132 260V259H131ZM172 260V259H171ZM180 260V259H179ZM133 261V260H132ZM130 263H132L131 261H130ZM133 264H135V262L133 263Z\"/></svg>","mask_w":264,"mask_h":264},{"label":"snow or ice","instance_id":"obj_4","mask_svg":"<svg viewBox=\"0 0 264 264\" xmlns=\"http://www.w3.org/2000/svg\"><path fill=\"white\" fill-rule=\"evenodd\" d=\"M61 3V0H56V4L59 6ZM16 7H21V5L17 4ZM22 7L26 8V9H31L33 7V5L29 2V0H24V3L22 5ZM37 7H41L40 5H37ZM98 7V6H97ZM82 8L84 11H78L77 12V20L74 21L71 24V36L73 38V40L77 41V44L79 45V47H75V51L73 52L71 59L73 60H86L87 58V41L85 40L82 44L80 43L78 37H77V25L80 24L81 27L84 26V24L86 23V21L81 20L80 18L82 17H90L91 16V9L93 8L92 4H84L82 5ZM8 11H11V6L9 7ZM63 15V14H62ZM238 15V13H237ZM7 16H8V12L6 11H0V20H7ZM31 23L33 25H37L36 31L38 33H43V34H47L50 25L47 23H40L38 21V17L35 13L31 14ZM20 26V16L17 15L15 18V21L11 23L10 25V29L9 32L11 35H16L18 29ZM240 24H236L234 27L231 28V30L220 40L218 41L219 43H223L226 40H232L235 39L237 37V33L240 31ZM65 40L68 39L67 36L64 37ZM99 43V42H98ZM122 47L118 46L117 48L113 49L114 52H117V54L120 55H128L131 52L132 49V44L128 41V40H123L122 42ZM63 53L67 54L69 49L68 46L65 45V47L61 50ZM39 57V53L38 50L35 48V46H32V51L30 53H28L26 55V60L28 62H32L34 60H38ZM55 62V58H53L52 60L49 61V63H54ZM204 61L200 60L199 63H197L195 65V68L199 69L202 65H203ZM68 71H71V68L68 69ZM240 72H236L233 75V79L236 81H239L240 79ZM86 79L89 83H95L96 80V71L94 69H92L91 67L89 68V71L87 73ZM262 80H264V77H262ZM62 83H67V81H62ZM220 88V85H217V89ZM84 87H83V83L81 82V88L80 91L83 92ZM224 97L227 98V93H224ZM262 114H264V104H262ZM65 111H67V105L65 106ZM89 115L87 112V109L83 106L80 105V107L76 108L75 111L73 112V114L71 115V121L72 123L69 125V127H72L74 129V125L76 121H83L84 125H88L89 123ZM228 119L230 121H234V122H238L239 124H244V120L243 118H240L238 121L235 120L234 117H228ZM110 139H116L115 135H112L111 137H109ZM69 139L72 140H76V136L72 135L71 137H69ZM91 139L90 136L85 135L81 141V143H88L89 140ZM64 141H61L59 137H57L56 140V146L59 147L61 143H63ZM237 143H239V140L236 141ZM79 147V144H77V148ZM49 167H51V165H48ZM243 167L247 168L248 165L245 164L243 165ZM53 171L55 169H52ZM261 184L264 185V179H262ZM194 223V221L192 222ZM191 224L186 225V227H190ZM205 227H209V225H205ZM181 231H184V229L182 228ZM160 237V248L157 250L156 255L159 256L161 254H165L167 253V250L169 248V245L171 243V236H169L166 233H160L159 234ZM123 243L125 244V247L121 248L120 251L123 252V255L120 257L119 260L113 261L111 262V264H127V258L128 257H132L135 255V253L133 251H130L127 247V245H132L133 244V239L131 237H123ZM155 243V240H149V242L147 244L144 245V250L149 249L153 244ZM209 243H211V241H209ZM113 247H115V244L112 245ZM96 264H106L105 261L103 260H97ZM135 264H147L146 261H143L141 259H136L135 260ZM161 264H164V262H161ZM170 264V262H169ZM176 264H193L192 261H177Z\"/></svg>","mask_w":264,"mask_h":264}]
</instances>
